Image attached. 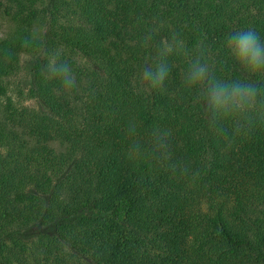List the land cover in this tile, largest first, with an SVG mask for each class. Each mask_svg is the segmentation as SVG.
<instances>
[{
  "label": "trees",
  "instance_id": "1",
  "mask_svg": "<svg viewBox=\"0 0 264 264\" xmlns=\"http://www.w3.org/2000/svg\"><path fill=\"white\" fill-rule=\"evenodd\" d=\"M249 28L264 0H0V264H264V108L213 117L183 83L203 52L264 90L226 47ZM21 61L29 105L5 94ZM161 62L162 91L141 79Z\"/></svg>",
  "mask_w": 264,
  "mask_h": 264
},
{
  "label": "clouds",
  "instance_id": "2",
  "mask_svg": "<svg viewBox=\"0 0 264 264\" xmlns=\"http://www.w3.org/2000/svg\"><path fill=\"white\" fill-rule=\"evenodd\" d=\"M33 40L25 38L24 46H29ZM226 47L237 66L244 68L250 74L264 75V40L260 34L249 28L231 33L226 40ZM173 52L171 44L164 45V55ZM61 52L56 50L48 55L47 63L43 66L44 76L56 81L59 89L71 93L77 86L76 74L72 65L61 60ZM169 66L158 63L155 68L146 65L141 73V79L151 89L162 91L169 76ZM184 85L199 92L200 98L213 117L233 118L241 116L257 108H264V90L257 87L251 80L218 79L213 71L212 63L203 52L189 62L183 77ZM170 130L168 135H170ZM163 144L162 140L158 141ZM139 145L133 144L131 151L139 152Z\"/></svg>",
  "mask_w": 264,
  "mask_h": 264
},
{
  "label": "rangeland",
  "instance_id": "3",
  "mask_svg": "<svg viewBox=\"0 0 264 264\" xmlns=\"http://www.w3.org/2000/svg\"><path fill=\"white\" fill-rule=\"evenodd\" d=\"M21 71L16 75H13L7 79L4 83L5 94L11 98V100L18 104H30L28 99L26 98V87H27V78H26V69L27 63L25 61H21L20 63ZM3 102V97L0 96V103Z\"/></svg>",
  "mask_w": 264,
  "mask_h": 264
}]
</instances>
